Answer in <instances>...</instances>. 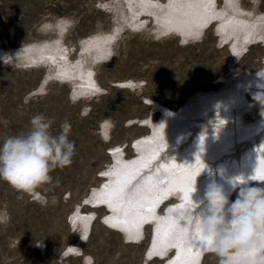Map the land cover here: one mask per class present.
Here are the masks:
<instances>
[{"label": "rangeland", "instance_id": "1", "mask_svg": "<svg viewBox=\"0 0 264 264\" xmlns=\"http://www.w3.org/2000/svg\"><path fill=\"white\" fill-rule=\"evenodd\" d=\"M226 1L215 0L217 14H234V5L238 18L250 19L229 21V34L220 31L221 18L200 31L169 28L163 10L170 0H0V143L44 114L54 119V133L71 123L76 147L72 164L31 195L0 180V264H220L201 221L179 218L189 227L183 234L166 225L181 207V184L156 194L148 220L109 190L117 169L137 164L186 122L178 117L173 125L171 113L199 117L210 99L238 92L246 100L243 124L264 120V99L252 95L255 81L247 80L264 79V0ZM257 164L216 183L230 205L244 189L264 196V178L253 174L264 164ZM245 173L248 183H238ZM243 212L242 238L226 244L229 264H240V249L264 238L256 234L264 231V208L257 215L249 204ZM258 252L264 256V247Z\"/></svg>", "mask_w": 264, "mask_h": 264}, {"label": "bare ground", "instance_id": "2", "mask_svg": "<svg viewBox=\"0 0 264 264\" xmlns=\"http://www.w3.org/2000/svg\"><path fill=\"white\" fill-rule=\"evenodd\" d=\"M231 1L233 0L226 2L230 3ZM168 4V9L163 10V16L169 23L166 24L169 28H177L186 24L189 29L200 31L206 22L214 18H221L223 30L220 31L229 34L231 33L228 30L231 26L229 21L245 20V23L250 22V19L238 18L235 11H238L239 8H234V2L230 4V6L233 5L232 12L234 14L231 11H224V9L220 14H217L220 10L216 8L215 0H170ZM248 38H250L249 30L243 36L244 45ZM247 80L255 81L250 87L252 95H255L260 101L261 98L264 99V79L251 76ZM237 94L231 92L222 95V97L210 99L196 113L199 117L194 115L187 117L183 114L179 115L180 113L167 115V119H173V125H176L178 117L186 122L180 123L177 133L172 139L163 142L160 146L156 145L154 150L146 151V156L137 164L131 165L128 170L117 169V174L114 176L117 186L115 185L109 192L115 193V195L119 194L121 203L134 206L135 211L141 209V219L139 220H143L142 217L148 220L155 217L156 206L152 207V205L158 203L156 194L164 196L170 191L169 184H181L184 187L179 193L182 197V202L179 205L181 207L174 209L166 225L171 226L169 230L180 228L181 234L188 233L186 230L189 227L181 224L179 220L186 218L192 223L200 221V207L197 201L203 199L205 193L201 188L205 185L209 186L213 182L217 183L221 177L236 168H242V165H248L246 170L250 167L256 170L259 168L257 162L264 164V120L244 125L242 120L244 116L241 115V111L244 103L246 105V100L241 94ZM205 111L210 112L206 113ZM207 157L212 161L205 160ZM198 158L201 160L199 161ZM191 159H194L193 163L190 162ZM174 166L177 168L173 169ZM194 166H198L199 169L192 178H189L190 170ZM183 167H188V171H181ZM177 171L181 172L178 174ZM173 172L177 176L174 181L172 179ZM253 174H255L254 177L264 178V166ZM248 181L247 173H245V178L238 179V183L246 184ZM143 206H147V210L143 209ZM153 208L154 210H152ZM260 231L258 230L256 234L261 239L264 236V231ZM263 240L260 243L257 241L255 247L250 244V248H245L244 245L240 249V254L236 256V259H241L240 264H256L258 258L261 257L256 253L264 247H260L264 244ZM214 244L215 239L208 238L206 245L213 246Z\"/></svg>", "mask_w": 264, "mask_h": 264}, {"label": "clouds", "instance_id": "3", "mask_svg": "<svg viewBox=\"0 0 264 264\" xmlns=\"http://www.w3.org/2000/svg\"><path fill=\"white\" fill-rule=\"evenodd\" d=\"M54 123L53 118L44 114L33 115L26 133L7 136L0 143V180L6 181L17 193L33 194L53 182L52 173L56 169L63 170L72 164L76 147L70 139L71 123L64 120L55 133L52 130ZM22 198V195L18 196V199ZM52 202H55L54 197ZM41 203L46 206L48 201ZM197 204L201 221L198 227L207 237L215 239V244L208 250L222 257L220 264H229V260L223 258L226 244L243 236L242 226L248 220L243 209L252 204L259 215V210L264 208V196L255 189H244L240 191L239 198L229 205L224 188L213 182ZM256 264H264V256L259 257Z\"/></svg>", "mask_w": 264, "mask_h": 264}, {"label": "snow or ice", "instance_id": "4", "mask_svg": "<svg viewBox=\"0 0 264 264\" xmlns=\"http://www.w3.org/2000/svg\"><path fill=\"white\" fill-rule=\"evenodd\" d=\"M105 175H108V173H105Z\"/></svg>", "mask_w": 264, "mask_h": 264}]
</instances>
